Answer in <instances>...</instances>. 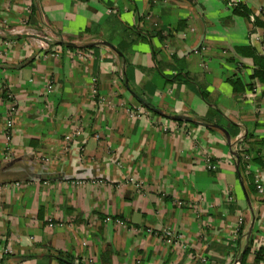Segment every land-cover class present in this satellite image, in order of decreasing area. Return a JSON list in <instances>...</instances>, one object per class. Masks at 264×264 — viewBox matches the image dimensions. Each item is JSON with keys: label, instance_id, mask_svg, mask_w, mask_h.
Masks as SVG:
<instances>
[{"label": "crops", "instance_id": "0c3cea01", "mask_svg": "<svg viewBox=\"0 0 264 264\" xmlns=\"http://www.w3.org/2000/svg\"><path fill=\"white\" fill-rule=\"evenodd\" d=\"M238 5L0 0V264H263L264 0Z\"/></svg>", "mask_w": 264, "mask_h": 264}, {"label": "trees", "instance_id": "16d2710c", "mask_svg": "<svg viewBox=\"0 0 264 264\" xmlns=\"http://www.w3.org/2000/svg\"><path fill=\"white\" fill-rule=\"evenodd\" d=\"M240 8H242V6H240V5H236L234 7L235 11H240ZM256 23H259V20H256ZM61 43L65 46H68L71 48L76 47V45L72 42L62 41ZM92 46L93 45H83L80 48L86 49V48H90ZM255 76L264 82V66L261 67V70H258L255 72ZM142 103L144 105H146V107H148L149 109L152 110V108L150 106H147L146 103H144L143 101H142ZM155 113L158 114V112H155ZM175 121H178V122L188 121V122H191L194 124H206L210 129H216V127H219L218 124H214V122L212 121L210 116H205V117L203 116L202 117V116H198V115H193V116H190V120H175ZM250 152H251V148L249 146H247L246 139L238 142L237 146H236V150L233 151L234 155L236 156V158L239 162L241 172L246 170V167H247L246 163L249 162V159H245V156L246 155L250 156L251 155ZM256 189H257V187H256ZM249 249L250 248H247L246 252L244 253L242 263L245 262V258L249 252ZM56 257L59 259L61 264H80L79 262H76L75 258L72 255H70L69 253H66V252L58 251L56 254ZM255 261H256V263H263L264 264V247L259 248L255 252Z\"/></svg>", "mask_w": 264, "mask_h": 264}, {"label": "built area", "instance_id": "2783aa9c", "mask_svg": "<svg viewBox=\"0 0 264 264\" xmlns=\"http://www.w3.org/2000/svg\"><path fill=\"white\" fill-rule=\"evenodd\" d=\"M242 1L245 0H228V4L232 7H235L236 5H238L239 3H241ZM252 21H254L255 23V18L252 17ZM255 37L260 41L262 50H264V34H255ZM203 48V47H202ZM200 49H196L195 52H198ZM9 100H10V107H9V117L6 120V131H5V135L6 138L8 139V141H10L11 136H12V131H11V127L13 126L14 123V119H13V115L16 112L17 109V102L14 99L13 94H8ZM163 129L166 131L167 130V126L163 125ZM5 153L7 154L8 157L12 156V147L8 144L6 146V150ZM247 159H249V155L245 156ZM206 166L207 168L211 169V170H215L217 168V163L212 161V159L210 157H206ZM80 181V180H78ZM255 184L257 187V190L260 193L264 194V183L262 182V180L260 179V177L257 175L255 177ZM118 222L122 225H124L125 223H123L122 221L118 220ZM149 231H152L151 229H149ZM162 237L164 240L166 241H173L176 238L175 233L172 230H164L161 233ZM10 249H6L5 252H10Z\"/></svg>", "mask_w": 264, "mask_h": 264}, {"label": "water", "instance_id": "95a60500", "mask_svg": "<svg viewBox=\"0 0 264 264\" xmlns=\"http://www.w3.org/2000/svg\"><path fill=\"white\" fill-rule=\"evenodd\" d=\"M144 103L147 104V106H150L152 108V110H154L155 112H158L159 114H161L164 117H167L171 120H190V116L187 115H182V114H173V113H167L164 112L162 109H160L159 107L150 104L148 102H146V100L141 99Z\"/></svg>", "mask_w": 264, "mask_h": 264}, {"label": "rangeland", "instance_id": "374dc122", "mask_svg": "<svg viewBox=\"0 0 264 264\" xmlns=\"http://www.w3.org/2000/svg\"><path fill=\"white\" fill-rule=\"evenodd\" d=\"M139 104V106H138V108L140 109V110H142V109H144V110H147V111H150V112H152V113H150V115H157L154 111H152V110H150L148 107H146V106H144L143 104H141V103H138ZM132 108H130V106L129 107H127V110L128 111H132L131 110ZM165 119L164 120H168L169 118H166V117H164ZM76 182V184L77 183H81L82 181H75ZM114 218L112 217V216H107L106 217V221H111V220H113ZM120 220V219H119ZM118 221V220H117ZM120 221H122L123 223H125L123 220H120Z\"/></svg>", "mask_w": 264, "mask_h": 264}]
</instances>
